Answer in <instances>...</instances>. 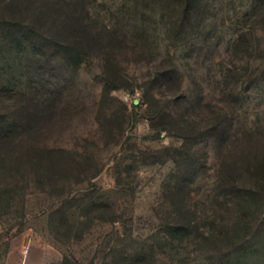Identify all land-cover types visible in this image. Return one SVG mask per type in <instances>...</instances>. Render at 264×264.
<instances>
[{
	"label": "rangeland",
	"instance_id": "1",
	"mask_svg": "<svg viewBox=\"0 0 264 264\" xmlns=\"http://www.w3.org/2000/svg\"><path fill=\"white\" fill-rule=\"evenodd\" d=\"M13 1L0 264H264V0H195L188 18L174 0H74L95 43L62 19L30 26ZM175 207L195 223L185 236Z\"/></svg>",
	"mask_w": 264,
	"mask_h": 264
},
{
	"label": "trees",
	"instance_id": "2",
	"mask_svg": "<svg viewBox=\"0 0 264 264\" xmlns=\"http://www.w3.org/2000/svg\"><path fill=\"white\" fill-rule=\"evenodd\" d=\"M20 0H14L12 3L13 5L10 7L12 8V10L15 12V16L16 18L19 16H17V14H23V15H27L29 18H32L31 25L30 26H38V27H42L39 26V24H42V22H48L53 21V24L55 25V27L58 26V21L59 19H62L61 22H63V26L59 29L63 34L65 33V30L68 29V33L72 34V33H77L80 31H85L86 33H91V38L93 37V40H91L92 42H98L99 38H101V33H95L90 32L88 30V25L85 23L86 19H84V14L86 13V11L84 10V6L82 9H79L78 7H76L74 10L73 8H71L75 1L74 0H62L61 2L58 0H28L26 3H20ZM156 2L158 0H155ZM166 1H170V0H166ZM175 1V9L176 7H181L182 11L184 13L185 18L189 17V14L191 13V10L194 6V1L195 0H174ZM63 2V3H62ZM62 3V4H61ZM171 4V2H169ZM170 4H167V6H169ZM78 4H76V6H78ZM66 8V12H64V9ZM71 8V9H70ZM78 8V9H77ZM174 9V8H173ZM179 9V8H178ZM177 10V9H176ZM74 11V12H73ZM64 12V13H63ZM184 18V19H185ZM58 30V31H59ZM249 31V29H248ZM16 34L17 37V42L19 45H23V39L26 35V31L24 30L23 32L21 31L20 33H14ZM21 34V35H19ZM252 33L250 32H242L238 39L235 42L236 47H242V46H249L250 42L248 37ZM78 39L76 41H73L71 39H69L67 42L65 43V46H67L69 49H73L75 45H78L79 42H77ZM87 44V43H86ZM90 44V42L88 43ZM68 54H70V56L72 58H74L75 60H77V63L82 62V60L84 59L83 55L85 54L84 51H67ZM253 52H260V51H253ZM75 53V54H74ZM108 72H113L114 71V64L112 62V59H108ZM110 64V65H109ZM237 72L238 74H242L243 73V69L241 70V68L235 67V72ZM140 102V100L136 99L135 100V104H138ZM251 169L254 170V172L256 173V175L259 177L260 182L262 183V186H264V159L258 163H255L254 165H252ZM174 214L176 215V226L174 228L175 232L178 235L181 236H185L183 234L188 233V230L190 231L192 228L195 227V223H193L192 221H189V223H185L187 221H184V216L186 215L184 213V211L181 208H177L175 207V211ZM233 234V233H232ZM213 237V236H211ZM232 239L233 236L231 235L230 237L228 236L227 239ZM235 239H237L236 237V233H235ZM225 240V239H224Z\"/></svg>",
	"mask_w": 264,
	"mask_h": 264
}]
</instances>
